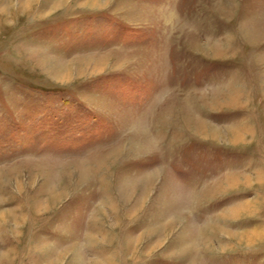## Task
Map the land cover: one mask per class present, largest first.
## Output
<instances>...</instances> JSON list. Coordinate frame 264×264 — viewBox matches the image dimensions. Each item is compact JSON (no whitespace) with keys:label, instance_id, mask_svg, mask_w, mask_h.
Instances as JSON below:
<instances>
[{"label":"rangeland","instance_id":"rangeland-1","mask_svg":"<svg viewBox=\"0 0 264 264\" xmlns=\"http://www.w3.org/2000/svg\"><path fill=\"white\" fill-rule=\"evenodd\" d=\"M28 1L0 0V264H264V0Z\"/></svg>","mask_w":264,"mask_h":264},{"label":"bare ground","instance_id":"bare-ground-1","mask_svg":"<svg viewBox=\"0 0 264 264\" xmlns=\"http://www.w3.org/2000/svg\"><path fill=\"white\" fill-rule=\"evenodd\" d=\"M32 2V0H29L28 1V4L27 5H30V3ZM26 5V6H27ZM20 8H23L22 6L20 7ZM90 60H88V61H83L82 62V64H81V67H82V69L84 70L86 67H89L90 65H91V61L89 62ZM106 61L104 60V61H100V60H98L97 61V63L98 64H102V63H105ZM87 63V64H86ZM86 64V65H85ZM68 69V68H67ZM67 69H64V68H57V67H54V68H52V69H50L49 70V74L52 76V77H56V78H64L65 76H66V71L65 70H67ZM70 74V73H69ZM214 133H216L217 131H213ZM112 158V157H111ZM80 170H82V169H80ZM83 171H84V169H83ZM83 171H82V173H83ZM87 172V171H86ZM85 172V173H86ZM84 173V174H85ZM133 187V186H132ZM3 219H6V217H5V215H2V220ZM4 222H5V220H3Z\"/></svg>","mask_w":264,"mask_h":264}]
</instances>
